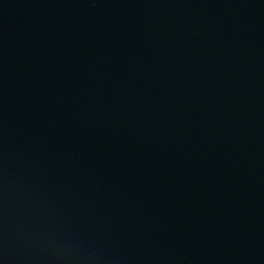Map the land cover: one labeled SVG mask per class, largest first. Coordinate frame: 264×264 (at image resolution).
<instances>
[{"label":"water","instance_id":"95a60500","mask_svg":"<svg viewBox=\"0 0 264 264\" xmlns=\"http://www.w3.org/2000/svg\"><path fill=\"white\" fill-rule=\"evenodd\" d=\"M0 264H264V0H0Z\"/></svg>","mask_w":264,"mask_h":264}]
</instances>
